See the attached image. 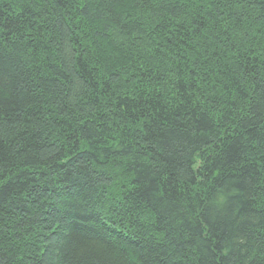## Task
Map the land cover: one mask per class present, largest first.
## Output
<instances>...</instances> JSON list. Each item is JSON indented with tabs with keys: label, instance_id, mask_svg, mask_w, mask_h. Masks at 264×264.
I'll use <instances>...</instances> for the list:
<instances>
[{
	"label": "trees",
	"instance_id": "trees-1",
	"mask_svg": "<svg viewBox=\"0 0 264 264\" xmlns=\"http://www.w3.org/2000/svg\"><path fill=\"white\" fill-rule=\"evenodd\" d=\"M0 264H264V0H0Z\"/></svg>",
	"mask_w": 264,
	"mask_h": 264
}]
</instances>
